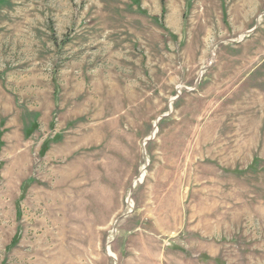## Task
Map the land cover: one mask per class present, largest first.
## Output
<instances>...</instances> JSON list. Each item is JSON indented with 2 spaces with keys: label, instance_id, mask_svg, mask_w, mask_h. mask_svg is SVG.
I'll return each mask as SVG.
<instances>
[{
  "label": "rangeland",
  "instance_id": "1",
  "mask_svg": "<svg viewBox=\"0 0 264 264\" xmlns=\"http://www.w3.org/2000/svg\"><path fill=\"white\" fill-rule=\"evenodd\" d=\"M69 262L264 264V0H0V264Z\"/></svg>",
  "mask_w": 264,
  "mask_h": 264
},
{
  "label": "bare ground",
  "instance_id": "2",
  "mask_svg": "<svg viewBox=\"0 0 264 264\" xmlns=\"http://www.w3.org/2000/svg\"><path fill=\"white\" fill-rule=\"evenodd\" d=\"M61 183V180L59 181V184ZM53 202H55V205L57 206V203L59 202V195L57 196V198L53 200ZM59 222H60V218H59V215H58V212H57V209H56V216L54 217V219L52 220L51 223H46V222H41L43 227H44V233L42 235V238L45 240V243H43V249H45V254L48 255L50 253H52L53 249L51 247H53L56 242L60 241V238H61V235L58 231L59 234H56L57 232L56 231V227L58 230H60V225H59ZM39 223V222H38ZM47 224H51V227L49 228ZM62 229V228H61ZM63 230V229H62ZM64 235H67L66 233H64ZM50 240V241H47ZM40 242V241H39ZM52 243V244H51ZM60 243V242H59ZM63 243V242H62ZM65 244V243H64ZM64 249V246L63 248ZM54 252V251H53ZM44 253V252H43ZM56 253V252H54ZM41 254V253H40ZM53 254V253H52ZM50 254V255H52ZM43 255V254H42ZM70 256H68L72 262L75 263V261L79 260L78 256L75 254H69ZM49 256V255H48ZM51 257V256H50ZM47 258V257H46ZM44 259V258H43ZM42 259V260H43ZM47 260V259H46ZM70 261V262H71ZM69 262V264H70ZM81 262V261H80ZM79 263V262H77Z\"/></svg>",
  "mask_w": 264,
  "mask_h": 264
}]
</instances>
